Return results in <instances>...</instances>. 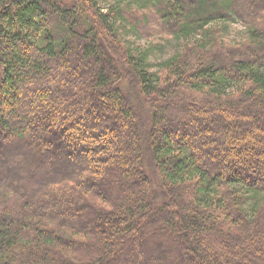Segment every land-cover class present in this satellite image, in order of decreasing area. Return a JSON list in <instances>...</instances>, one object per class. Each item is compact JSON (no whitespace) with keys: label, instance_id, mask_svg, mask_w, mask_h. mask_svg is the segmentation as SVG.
Listing matches in <instances>:
<instances>
[{"label":"trees","instance_id":"1","mask_svg":"<svg viewBox=\"0 0 264 264\" xmlns=\"http://www.w3.org/2000/svg\"><path fill=\"white\" fill-rule=\"evenodd\" d=\"M263 154L264 0H0V264H264Z\"/></svg>","mask_w":264,"mask_h":264},{"label":"rangeland","instance_id":"2","mask_svg":"<svg viewBox=\"0 0 264 264\" xmlns=\"http://www.w3.org/2000/svg\"><path fill=\"white\" fill-rule=\"evenodd\" d=\"M99 6L101 8H104L102 4H100ZM149 16L151 17V14ZM215 28H216L215 31L217 32L216 34H218V36L220 35L222 37L221 39L225 43L237 44L240 42H244L246 40L245 30L238 24L225 23V24L217 25ZM122 34H123V36H122L123 38L121 40L126 44V46H128L130 48L133 47V48H138V49H143V50H150V52L152 53L151 54V61L153 62V65H152L153 67L158 65L163 60H168L170 58H173L174 56L179 55L181 52L182 43L171 39V37H169V36H162V35L161 36H158V35L155 36V34H154L148 38L139 39V38L135 37L132 32L130 33L128 27H125V31H122ZM136 106L139 108L141 107L140 105L139 106L136 105ZM42 111L44 112V110H42ZM78 115L83 116L82 112L79 113ZM147 117L148 116H145L142 118H145V120L147 121ZM81 123L83 125V121H81ZM75 124H78V120L74 123L73 129L71 132L76 133L77 136H80V135L89 136V133H96V137L92 138V139H95V140H93L92 145H95V146L101 145V142L98 140H102L103 137H105V136H102V134H98V133H101L100 130L90 128V126L88 128H85V126H80V125L77 126ZM96 125H98V123ZM74 126H76V127H74ZM255 132H253V134H252L253 138L252 137L250 138L251 142H249V143L253 144V143H255L256 140L258 141V140L262 139L261 138L262 132H260V131H258V132L255 131ZM106 137L108 140L111 139V135L107 132H106ZM250 148L253 149L252 146H250ZM244 149H245V147L242 148V150H244ZM261 160L264 161V154H263V157L261 158Z\"/></svg>","mask_w":264,"mask_h":264}]
</instances>
